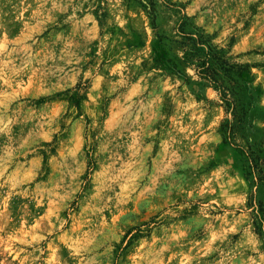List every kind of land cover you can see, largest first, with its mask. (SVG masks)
Instances as JSON below:
<instances>
[{"label": "rangeland", "instance_id": "obj_1", "mask_svg": "<svg viewBox=\"0 0 264 264\" xmlns=\"http://www.w3.org/2000/svg\"><path fill=\"white\" fill-rule=\"evenodd\" d=\"M0 264H264V0H0Z\"/></svg>", "mask_w": 264, "mask_h": 264}]
</instances>
